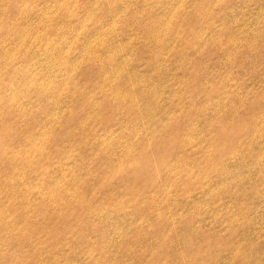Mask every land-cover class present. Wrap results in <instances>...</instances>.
I'll return each instance as SVG.
<instances>
[{
    "label": "clouds",
    "instance_id": "1",
    "mask_svg": "<svg viewBox=\"0 0 264 264\" xmlns=\"http://www.w3.org/2000/svg\"><path fill=\"white\" fill-rule=\"evenodd\" d=\"M0 264H264V0H0Z\"/></svg>",
    "mask_w": 264,
    "mask_h": 264
}]
</instances>
